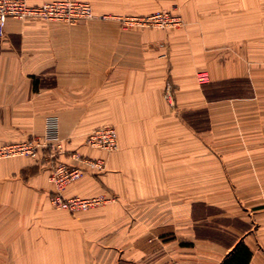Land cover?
I'll return each mask as SVG.
<instances>
[{
	"label": "crops",
	"instance_id": "crops-1",
	"mask_svg": "<svg viewBox=\"0 0 264 264\" xmlns=\"http://www.w3.org/2000/svg\"><path fill=\"white\" fill-rule=\"evenodd\" d=\"M23 1L88 3L96 18L168 13L182 25L8 22L0 147L56 125L68 152L105 164L63 197L109 202L58 210L40 161L0 162V264H223L242 245L249 264H264V0ZM241 81L247 95L211 97ZM105 127L117 131L115 152L86 146ZM198 206L219 222L195 218Z\"/></svg>",
	"mask_w": 264,
	"mask_h": 264
},
{
	"label": "built area",
	"instance_id": "built-area-1",
	"mask_svg": "<svg viewBox=\"0 0 264 264\" xmlns=\"http://www.w3.org/2000/svg\"><path fill=\"white\" fill-rule=\"evenodd\" d=\"M103 20L109 17H102ZM126 26L155 25L163 29L177 28L182 25L179 17L168 13H157L147 17L114 18ZM96 19L90 4L83 2H54L38 7H30L23 0H0V40L5 38L6 27L10 20L24 22L27 20L45 21L76 25ZM198 81L201 84L209 82L207 74L200 73ZM169 97V94L167 98ZM86 146L112 153L118 149V134L114 127H105L88 135ZM71 154V155H70ZM70 156L76 164H69L61 157ZM29 157L35 160H48L51 164L50 181L55 187L51 197V204L58 210L70 213L86 212L109 202L104 198H71L63 197L62 192L71 184L78 182L85 170L101 173L105 169L103 161L85 159L77 153L66 150L64 142L60 139L56 125H48L45 136L34 138L22 143L4 146L0 149V159ZM60 159V160H59ZM264 210V195L262 196Z\"/></svg>",
	"mask_w": 264,
	"mask_h": 264
},
{
	"label": "rangeland",
	"instance_id": "rangeland-1",
	"mask_svg": "<svg viewBox=\"0 0 264 264\" xmlns=\"http://www.w3.org/2000/svg\"><path fill=\"white\" fill-rule=\"evenodd\" d=\"M114 18H117V17H114ZM121 18H128V17H121ZM97 20H99V21H102V22H115V23H117L118 25H119V27H120V29L121 30H132V29H148V30H168V29H163V28H160V27H158V26H155V25H150V26H146V27H142V26H126V25H124L122 22H119V21H117L116 19H111L110 17H109V19H107V20H103V18L102 17H98V18H96V19H94L93 21H97ZM90 22H92V21H90ZM90 22H83V23H79V24H76L77 26L78 25H82V24H86V23H90ZM50 23V22H49ZM51 23H53V22H51ZM58 24H64V23H58ZM65 25H69V26H76V25H70V24H65ZM197 80H198V76H197ZM198 83H199V81H198ZM209 83V82H208ZM208 83H206V84H201V83H199L200 85H202V86H205V85H207ZM225 86V92H223V93H220L219 91L220 90H217L216 91V93H214V95H212L211 97H216V98H218V97H238V96H242V95H247V91H246V89L248 88L247 86H248V83H246L245 81H241V82H238V83H236L235 85L233 84V83H227L226 85H224ZM212 93H213V91H212ZM208 94H209V96H210V88H209V90H208ZM201 118V117H200ZM198 119L197 121H198V123H203V121L201 120V119ZM32 140V139H31ZM22 143V142H21ZM12 145V144H11ZM7 146V145H6ZM2 147H4V146H1L0 147V149L2 148ZM19 158H23V159H32V158H29V157H19ZM19 158H11V159H19ZM11 159H0V162H2V161H7V160H11ZM60 160V159H59ZM38 161H40V160H38ZM41 162V166H40V169L42 170V171H45V172H47V171H49V173L51 174V170H50V168H51V164L50 163H48V160H41L40 161ZM1 191H3V188H1L0 187V192ZM1 202V201H0ZM107 203H104V204H102L100 207H103L104 205H106ZM0 205H3V203L2 204H0ZM2 207H4V206H2ZM99 208V207H98ZM91 210H93V209H91ZM90 211V210H89ZM87 212V211H86ZM79 213V212H78ZM207 213H209L210 215H213V216H215V218H214V221L213 222H219V216L221 215V213H219L218 212V210H216V209H210V210H207V209H205V208H203L202 206H198V207H196L195 208V218H197V219H201V217L203 216V214L205 215V214H207ZM219 215V216H218ZM10 217H7V220L9 219ZM231 224H233L235 227H237L238 229H240V230H244L246 227H245V225H244V223H240V222H237V223H231ZM205 234V233H204ZM207 234H209L210 235V233H207ZM220 239H221V237H220ZM222 240V239H221Z\"/></svg>",
	"mask_w": 264,
	"mask_h": 264
},
{
	"label": "trees",
	"instance_id": "trees-1",
	"mask_svg": "<svg viewBox=\"0 0 264 264\" xmlns=\"http://www.w3.org/2000/svg\"><path fill=\"white\" fill-rule=\"evenodd\" d=\"M251 259L250 251L246 246L242 245L234 253H231L223 264H249Z\"/></svg>",
	"mask_w": 264,
	"mask_h": 264
}]
</instances>
